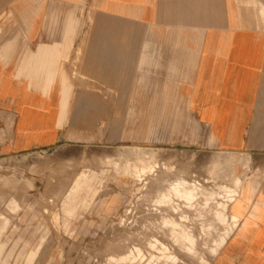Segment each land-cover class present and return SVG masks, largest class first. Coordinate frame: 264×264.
<instances>
[{"label": "crops", "instance_id": "obj_1", "mask_svg": "<svg viewBox=\"0 0 264 264\" xmlns=\"http://www.w3.org/2000/svg\"><path fill=\"white\" fill-rule=\"evenodd\" d=\"M261 6L0 0V158L92 144L100 116L129 113L136 98L144 113L177 115L160 144L264 153ZM256 186L257 200L208 264H264V179ZM0 219L1 235L9 220ZM4 250L2 243L0 264H8Z\"/></svg>", "mask_w": 264, "mask_h": 264}, {"label": "rangeland", "instance_id": "obj_2", "mask_svg": "<svg viewBox=\"0 0 264 264\" xmlns=\"http://www.w3.org/2000/svg\"><path fill=\"white\" fill-rule=\"evenodd\" d=\"M259 13L264 25L263 6ZM128 110L100 116L92 144L0 158L8 264H25L41 242L32 264H208L218 252L242 220L239 198L226 195L248 176L257 180L245 217L264 179V153L160 144L177 115L144 113L137 98Z\"/></svg>", "mask_w": 264, "mask_h": 264}, {"label": "bare ground", "instance_id": "obj_3", "mask_svg": "<svg viewBox=\"0 0 264 264\" xmlns=\"http://www.w3.org/2000/svg\"><path fill=\"white\" fill-rule=\"evenodd\" d=\"M244 12H246V11H244ZM242 13L243 12L241 10L240 14H242ZM247 13H248V11H247ZM250 14H252V13L250 12ZM240 16H242V15H240ZM244 21H246V20L244 19ZM248 28H250V27H248ZM253 174H254V172H253ZM253 177H255V176H253ZM256 181L257 180H255V183H256ZM255 183L248 176V178H244V179L240 180L238 182V184L236 185V187L232 190V192L230 194L226 195V196L238 197L239 198L238 202H237V210L235 211L236 212L235 213V217L238 216L240 219L241 218L243 219V217L245 215V211H246V206L249 205V203H250V196L248 194H246V192L249 191V190L251 191L254 188ZM172 187H176V184H174ZM184 191H186V190H184ZM182 193H184V192H182ZM232 231H233V228L230 229L229 231H226L225 240L227 239V237L229 236V234ZM188 251H191V250L188 249ZM125 264H127V262Z\"/></svg>", "mask_w": 264, "mask_h": 264}]
</instances>
